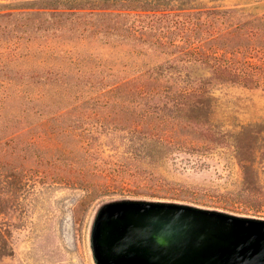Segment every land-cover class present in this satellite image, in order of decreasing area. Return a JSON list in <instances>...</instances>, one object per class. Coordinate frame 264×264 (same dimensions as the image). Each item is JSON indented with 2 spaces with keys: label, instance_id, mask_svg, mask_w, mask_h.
<instances>
[{
  "label": "rangeland",
  "instance_id": "obj_1",
  "mask_svg": "<svg viewBox=\"0 0 264 264\" xmlns=\"http://www.w3.org/2000/svg\"><path fill=\"white\" fill-rule=\"evenodd\" d=\"M34 1L0 0V9L28 7ZM217 2L232 6L258 1ZM11 19H0V32H9L0 33L2 70L51 66L80 83L60 95L42 85L32 86L30 96H20L15 87L0 90L5 96L0 107V225L10 230L13 251L0 264H94L90 233L95 212L101 204L122 198L264 219L262 86L212 84L213 141H202L179 123L171 103L113 100L83 86L87 79L129 75L147 58L129 57L126 47L68 33L49 43L53 54L42 64L44 37L31 31L8 61L5 41L19 34L14 23L35 18ZM68 168L108 175L111 192L82 198V190L61 181Z\"/></svg>",
  "mask_w": 264,
  "mask_h": 264
},
{
  "label": "trees",
  "instance_id": "obj_2",
  "mask_svg": "<svg viewBox=\"0 0 264 264\" xmlns=\"http://www.w3.org/2000/svg\"><path fill=\"white\" fill-rule=\"evenodd\" d=\"M257 1L225 6L217 0H37L28 7L0 9V19L35 18L14 23L19 34L13 33L5 41L4 58H15L20 41L26 42L31 31L44 37L42 64L53 54L49 43L60 42L68 33L126 47L129 57L148 61L129 75L87 79L83 86L113 100L171 103L181 125L202 141H213L209 87L238 84L264 88V2ZM1 30V34L9 33ZM79 83L78 78L72 83L51 66L14 73L0 68V90L15 87L20 96H30L32 86L37 85L60 95ZM4 99L1 95L0 107ZM65 171L62 183L82 190L84 199L111 192L106 174L72 168ZM93 177L100 180H91ZM10 237V230L0 225V263L13 254Z\"/></svg>",
  "mask_w": 264,
  "mask_h": 264
},
{
  "label": "water",
  "instance_id": "obj_3",
  "mask_svg": "<svg viewBox=\"0 0 264 264\" xmlns=\"http://www.w3.org/2000/svg\"><path fill=\"white\" fill-rule=\"evenodd\" d=\"M90 242L94 264H264V219L122 198L98 207Z\"/></svg>",
  "mask_w": 264,
  "mask_h": 264
}]
</instances>
